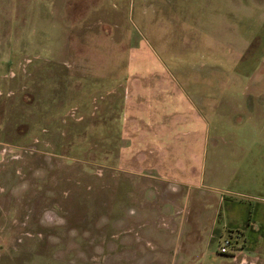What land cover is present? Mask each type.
Segmentation results:
<instances>
[{
    "label": "rangeland",
    "instance_id": "374dc122",
    "mask_svg": "<svg viewBox=\"0 0 264 264\" xmlns=\"http://www.w3.org/2000/svg\"><path fill=\"white\" fill-rule=\"evenodd\" d=\"M257 205L264 0H0V264H172Z\"/></svg>",
    "mask_w": 264,
    "mask_h": 264
},
{
    "label": "crops",
    "instance_id": "0c3cea01",
    "mask_svg": "<svg viewBox=\"0 0 264 264\" xmlns=\"http://www.w3.org/2000/svg\"><path fill=\"white\" fill-rule=\"evenodd\" d=\"M171 89L162 92V94L171 92ZM177 90H180L179 92H182V94L187 97L185 93H183L184 89L180 88H174L170 96ZM177 95H179L178 92L174 93V97H172V104L175 106H178V101L176 100V98H178ZM159 101L160 112L162 113V110L166 108V106H164L166 101L163 102L162 99ZM184 101L187 102V98ZM148 102L149 106L146 104V108H151V100ZM186 102H182L184 112L180 115V120L187 124L190 122L201 123L200 114H198L199 111L197 110V113L194 109H189ZM146 108L145 114H147ZM147 119L148 117L144 118L143 121L139 120L136 124V129L130 132L131 139H128V143L130 142V145L133 146V150L130 149V153L133 154L129 156L128 171L133 173L141 172L142 174L148 175L150 173L147 170L158 168L162 158L158 160L153 157H138V153L146 148L149 140L148 134L150 133L148 128H151V126L148 124L149 120ZM161 121H163V119ZM253 210L254 214L248 219L245 217L246 221H243L236 227H225L224 233L217 229V227H213L210 231L202 234L200 233L201 230L197 221H194L193 225H190L193 235L187 239L181 259L173 262H175V264H264V208L262 207L261 209L260 206L257 205ZM219 215L221 216L220 213ZM180 224L182 225L178 227L177 230L181 229L182 234L185 231H189L188 228L190 227H185L184 219L180 220ZM227 231L232 232L230 236H227ZM223 238H229L231 240V246L229 247L231 252L226 254L221 253L219 250V245Z\"/></svg>",
    "mask_w": 264,
    "mask_h": 264
},
{
    "label": "built area",
    "instance_id": "2783aa9c",
    "mask_svg": "<svg viewBox=\"0 0 264 264\" xmlns=\"http://www.w3.org/2000/svg\"><path fill=\"white\" fill-rule=\"evenodd\" d=\"M230 246H231V240L229 238L225 239L224 243L220 247V252L224 254L231 252L229 249Z\"/></svg>",
    "mask_w": 264,
    "mask_h": 264
}]
</instances>
